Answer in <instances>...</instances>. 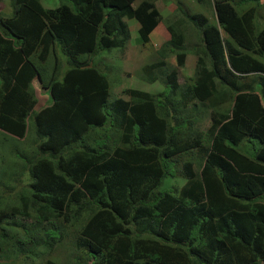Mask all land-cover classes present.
Here are the masks:
<instances>
[{"label": "trees", "instance_id": "1", "mask_svg": "<svg viewBox=\"0 0 264 264\" xmlns=\"http://www.w3.org/2000/svg\"><path fill=\"white\" fill-rule=\"evenodd\" d=\"M68 1L43 8L12 0L0 16V132L21 138L31 117L34 135L22 168L7 170L17 171L22 188L17 200L7 196L12 203L0 196V256L19 262L39 247L46 253L64 225H76L69 264H264V15L261 25L254 16L264 0H209L213 22L182 11L199 43L186 84L176 82L182 36L167 26L175 66L158 60L143 71L168 91L159 98L126 89L128 99L110 102L90 57L124 48L123 18L134 19L147 42L159 11L150 0ZM55 45L73 65L56 79L54 57L44 79L38 65ZM34 79L49 97L35 110ZM220 92L230 103L207 112L202 132L198 113ZM97 131L116 144L95 141ZM190 150L193 158L169 174L174 156ZM165 176L182 183L160 191ZM10 216L56 225L33 238Z\"/></svg>", "mask_w": 264, "mask_h": 264}, {"label": "rangeland", "instance_id": "2", "mask_svg": "<svg viewBox=\"0 0 264 264\" xmlns=\"http://www.w3.org/2000/svg\"><path fill=\"white\" fill-rule=\"evenodd\" d=\"M140 0H135L133 4L138 3ZM153 5L159 11V22L156 27L149 33L148 41L140 43L137 37L138 24L134 19L123 18L128 28L129 37L122 50L110 49L98 52L94 56L90 57V64L95 65L106 77L108 84L107 100L110 102L116 97L128 99L125 93L126 89H137L149 92L151 96L158 95L162 98L164 92H167V88L164 82L160 79H154L150 81L146 78L143 71V67L147 64L156 62L158 60H164L169 66H175L174 56L169 53L170 45L166 44L169 40V33L167 26H172L175 32H179L182 36V44L178 51L185 53L184 63L181 68L177 69L176 82L178 86L183 87L186 84V80L192 76L195 55L193 54L194 46L198 45L197 34L191 25L187 22H182V11L187 13L200 12L209 22L214 21V15L212 14V6L209 0H205L203 3H198L195 0H150ZM263 1V0H261ZM39 3L43 8H52L60 3L68 4V0H39ZM260 4V2H259ZM253 5V0L246 2L242 7ZM257 10V11H256ZM255 10V18L259 25H261L262 17L264 15V6H259ZM12 11V0H0V16L9 15ZM223 35V34H222ZM56 52V53H55ZM55 52L47 57V59L39 63L31 56V59L40 67L42 76L47 78L52 68L54 57L57 62V70L55 71L56 79H60L64 71L69 67L64 55L60 52L59 47L55 45ZM88 64V65H90ZM92 66V65H90ZM155 72V71H154ZM153 72V73H154ZM154 76V75H153ZM34 94L36 96V104L34 107L39 108L49 103V97L44 88L39 85L37 79L32 81ZM199 96H202L199 93ZM214 104L210 102H203L205 107L198 114V129L204 131L205 127L209 124L207 118V112L222 111L227 108L230 103L229 98L225 93H218L213 96ZM200 102H197L199 105ZM192 111V110H191ZM193 112V111H192ZM195 128L197 125L195 124ZM103 139L105 142H109V147L112 148L113 144H116V140L110 138H103L100 131L95 133L94 140ZM34 143V135L32 131L31 117L26 119V129L23 137L16 138L5 135L0 132V196L3 197V203H12L13 198L17 200L19 194L20 185L19 175L17 171L14 174L7 171L11 168L21 167L20 156L27 157L29 150ZM195 154L194 151H188L185 154H179L174 156L171 160L172 166L170 167L169 174L175 172L173 169L176 163L179 164L183 160H190ZM22 168V167H21ZM198 171V170H197ZM23 181V178L21 179ZM182 183L180 178H170L165 176L158 186L160 191H171V185L179 186ZM13 186V187H12ZM174 186V187H175ZM23 192V191H22ZM13 198H8L7 196ZM12 225L19 230V227H23L28 231V234L33 238H38L41 234V230L46 226H55V221H47L35 223V220L30 217L10 216ZM60 226V225H59ZM65 233L62 234L60 242L55 243L50 249L44 253V248L39 247L37 255L33 257H27V259H21L18 261H12L9 258L0 256V264H69L70 257L73 254V242L75 236L74 231L76 225H64ZM20 231V230H19ZM22 233V232H21ZM23 234V233H22ZM25 241V246H29V241ZM46 248V247H45Z\"/></svg>", "mask_w": 264, "mask_h": 264}]
</instances>
